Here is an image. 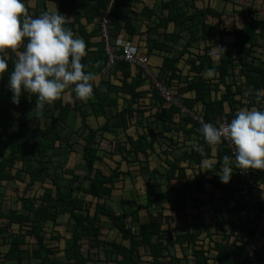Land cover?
Instances as JSON below:
<instances>
[{"label":"trees","instance_id":"trees-1","mask_svg":"<svg viewBox=\"0 0 264 264\" xmlns=\"http://www.w3.org/2000/svg\"><path fill=\"white\" fill-rule=\"evenodd\" d=\"M133 1L138 0H59L57 11L66 15V26L71 28L74 34H80L86 41L87 54L82 62L87 65L86 71L95 74L94 95L86 104H78L76 101L72 103L66 98L71 87L65 89L61 97L51 103L44 112V115L50 118V124L47 128L40 126L37 128L43 135L41 140H32L33 128L28 127L17 113L10 112V100L13 97L10 88L7 87L4 89L5 92H0V119H3L0 121V146L4 150H9L7 155L5 152H0V186L3 181L23 180V177L28 175L30 181L26 186L32 187L44 172L53 170L50 178L51 186L46 187L40 196H26L22 193L18 195V200L21 201L20 209L0 211V234H2L0 264H99L97 257L101 249H105L109 257L104 264H174V257L172 255L170 259L167 257L170 255L169 248L177 244L185 247V258L190 260L191 255L194 264H253L249 249L264 212L263 203L259 200L261 196L259 194L256 196L253 192L259 189L260 185L264 186V169H248L246 173L247 189L251 199L241 196L244 181L238 177L235 163H233L237 176L235 185L230 186L222 181L214 183V176L211 173L213 168L206 170L201 168L202 158L205 156L201 149L204 144H209L200 131L201 124L191 114H183L177 104L166 102L155 84L149 83V87L141 88L147 85L152 77L139 65L121 60L108 68L102 27L97 20L100 18V21L104 12L110 8L108 27L111 37L118 38L120 31L125 29L130 37L135 38L137 26L134 14L144 17L148 24L147 32L152 33L154 39H150L151 44L146 45L147 49L136 41L132 42L137 45L140 53L151 54L154 50L167 52L160 71L156 74L158 79L176 96H180L185 106L202 115L206 121L217 125L222 115H226L230 122L242 108L255 106L264 109L259 102L254 103L250 98L251 95L246 93L244 85L236 84V87H233L234 80L232 84L227 83L228 66L233 65L235 58L227 60L223 57L216 66L213 64L211 52L213 43L218 37L219 45L232 44L233 50L236 51V59H243L242 53L247 59L253 48L258 45L259 36L264 31V16L257 15L256 9L252 7L247 10L240 9V14L244 16L243 25L228 29L223 20L224 14L213 4L214 0H193L192 3L188 0H163L160 12L145 4L139 13L132 10ZM27 2L28 0H25V4ZM190 6L195 9L191 13H189ZM46 10L48 11L46 7L35 12L28 9V14L38 16ZM152 20L154 24L150 25ZM186 21H190L191 24L185 25ZM169 22L180 24L182 30H187L191 34V38L183 44L180 41L184 38L182 33H161L160 29H167ZM89 24L94 26L89 29ZM228 37L231 39H227ZM194 42L198 43L193 47L196 48V53L193 57L187 56L186 52ZM25 43L26 38L16 50L0 51V55H3L9 63L8 71L2 76L5 80H9L8 75L14 67V61L19 52L24 50ZM179 43L183 45L180 49L176 48ZM202 44L204 47L201 49ZM6 52L9 53L8 58L5 56ZM220 55L222 57L224 53L221 51ZM245 64L244 83L254 91L258 88L264 89V60L258 55L253 57L252 63ZM206 67H215L217 75L205 78L202 73ZM221 84L225 85V92L221 91ZM120 97L125 98L127 107L115 112L108 106H117ZM145 99H148V102ZM36 101V94L24 92L16 103L17 108H34ZM199 104L202 105L201 110L197 108ZM147 111L152 114L150 125L145 126L143 118L136 121L148 130L139 133L136 138L128 134L127 141L131 147L121 152L133 155L128 161V166L137 167L140 164L138 168H141L142 173L134 174L136 167L121 169V163L112 167L110 171L102 169L101 164L105 163V157L110 154L109 147L105 144H110L111 141L105 134L118 133L120 129L128 130L131 119ZM76 114L80 117V125L74 129L76 119L72 116ZM89 116L104 117L105 121L94 126ZM116 117H120V120H115ZM16 119L20 121L18 130L13 129V122ZM73 134H77L76 140ZM114 135L118 136V134ZM79 137L83 142L79 141ZM164 143L166 145L163 148ZM194 143L198 145V150L193 147L188 151L183 146ZM63 144L65 150H62ZM157 146L159 153L172 157V160L167 159L169 164L166 172L167 189L157 192L148 190L146 201L135 200L136 207L133 206L134 199L122 198V211H116L109 200L114 196L113 192L119 181L125 180L133 173L132 177L136 178L141 174L149 183L148 186L152 185L153 177L150 171L143 170L149 167L146 163L151 153L157 152ZM216 147L218 166L222 165L224 155L234 157V152L224 141ZM120 148L118 141L113 154ZM52 150L64 151V157H58L60 163L46 161V156L50 155ZM71 153L79 154V158L83 160L86 166L84 175L78 173L75 167L67 166ZM185 162L188 166L184 165ZM19 163L21 167L18 166ZM14 168L16 169L13 172ZM58 168L65 176H60L56 172ZM189 168L194 173V179L191 181L187 171ZM153 172L159 173V170L154 169ZM182 179H185L186 183L178 188L177 185ZM86 180H88L87 184H85ZM207 182L214 183L221 192H232L237 199L235 213L238 214L246 209L249 217L239 221L219 217L218 213L223 205L217 209L218 201L211 198L205 200L197 195L205 191ZM155 185L160 186L161 183L156 182ZM186 187L194 196L190 207L200 209L201 205L205 204L209 210L214 209L216 214L212 215L210 223L204 224L203 229L199 231L193 228L184 232H173L174 228L169 220H173L174 214L178 218L184 217L188 214L186 209L189 205L188 200L184 198L173 202L170 194L173 191L181 194L178 193V189H186ZM261 190L264 191V187ZM86 195L93 199L87 201ZM1 196L0 190V201ZM168 202L170 209H166ZM142 209H146L148 215L147 221L144 222H140ZM65 213L69 214L70 236L62 246H52L46 242V225L49 221L58 225L60 215ZM103 217L110 223L109 229L120 234V238L104 236ZM213 228L223 233V239H215ZM204 232L206 237L214 242L210 247L205 246V241L200 243L201 237L205 236L202 235ZM240 233L249 236V240L242 239ZM27 236L35 240V246L28 251V256L25 255ZM260 236L261 243L254 257L259 263H264V242H262L264 226ZM233 237L235 241H231ZM53 239L62 242L59 232ZM5 244L8 245L7 250L3 247ZM232 246L245 248L242 262L238 260V253L232 250ZM212 249L216 251L215 255L210 254Z\"/></svg>","mask_w":264,"mask_h":264},{"label":"clouds","instance_id":"clouds-1","mask_svg":"<svg viewBox=\"0 0 264 264\" xmlns=\"http://www.w3.org/2000/svg\"><path fill=\"white\" fill-rule=\"evenodd\" d=\"M66 25V15L59 11L32 16L25 0H0V51L16 50L26 38L24 50L8 75L14 102L18 103L24 92L36 94L37 108L43 109L70 87L81 100L94 95L95 74L86 71L82 62L87 54L86 41ZM8 68V60L0 55V77ZM202 75L212 78L217 72L215 67H206ZM255 92L258 102L264 98V89ZM200 131L211 145L227 139L234 147V157L224 155L218 173L223 183L231 180L233 160L239 169H264V109L242 108L227 125L205 122ZM193 147L198 150V145Z\"/></svg>","mask_w":264,"mask_h":264},{"label":"crops","instance_id":"crops-1","mask_svg":"<svg viewBox=\"0 0 264 264\" xmlns=\"http://www.w3.org/2000/svg\"><path fill=\"white\" fill-rule=\"evenodd\" d=\"M162 1L163 0H140V1L138 0V1H133L131 8H132L133 11H136V12L139 13L143 9L144 5L147 4L150 7H154L155 9H157L160 12L161 7H162ZM188 1L190 3H192L193 0H188ZM159 2H161L160 5H159ZM215 2H216V0L213 1V4L214 5H215ZM58 6H59V0H28V2L26 4L27 10L30 9L32 12L33 11L35 12V11H38V10H41V9L43 10V9H45V7L48 9V11H57L58 10ZM194 10L195 9H194L193 6H190L189 7V13H191ZM256 11H257V15H260L259 12H258L259 10L256 9ZM134 17L136 18L135 19V23H136V26H137V28H136L137 29V33L134 36L135 38L130 37L129 36V33L125 29H122L120 31V33L118 34L117 37H124L126 39L131 40V41H136V42L140 43L142 46H144L146 48V45H148V44L150 45L151 44L150 39H154V38H152L153 37L152 36L153 34L152 33L148 34V32H147V30H148L147 29L148 28V24H147V20H145L144 17H138V15H136V14H134ZM240 18H241V23L242 24L241 25H237L238 27H236V28H239V27H241L243 25V22H244L243 18H244V16L241 15ZM99 19L100 18H98V20H97L98 22H100ZM169 23L170 24L168 25V28L167 29L166 28H161L160 29L161 30V33L162 32L163 33H166V32H168V33L169 32H180V33L183 34V37H184L183 39L180 40V41L183 42V44H185L186 41L191 38L190 37L191 34L187 30H182L183 27L180 26V24H176L175 22H169ZM153 24H154V22L152 20L151 23H150V25H153ZM190 24H191L190 21L189 22L186 21V23H185V25H187V26L190 25ZM93 26H94L93 24H89L88 25V28L91 29ZM226 26H227V24H226ZM227 28L228 29H234V28H229L228 26H227ZM77 35L81 37L80 34H77ZM162 38H163V35H162ZM227 39H231V37H228ZM219 40L220 39H218V37H217L216 40L213 43L214 45H213L212 50H211L213 64L216 65V66L219 65L220 64V61H221V59L223 57H226L227 60L228 59H234L235 58V60L232 62L233 65L232 64H229V66H228V73L229 74L227 76V83H231L232 84L233 83L232 81L234 80L235 81V84L233 83V85H232L233 87H236V84H239L241 86L244 85L245 84L244 82L246 80L245 74H244V69H245V66H246L245 63H247V64L248 63H252L253 57L254 56H258V55H260L261 59L264 60V31H262V35L259 36L258 45L253 48V50L250 53V56L247 59H245L246 56L243 53L241 54V57L243 59H236V51L233 50L232 44H226L224 46H221V45H219ZM196 44H198V43L194 42L192 44V47H190L189 48V51L186 52L187 56H189V55H192V57L194 56V54L196 53V48H193V47L196 46ZM182 46L183 45L181 43H179L178 45H176V48L180 49V48H182ZM203 47H204V44H202L201 49ZM220 47H222V48H220ZM191 50H193V51H191ZM221 51L224 53V56H222V57L220 55V52ZM175 52H176V49L174 50V53ZM143 54L147 56L148 62L150 64V67H151L152 71L156 75L160 71V68H161V66L163 64L164 57L168 53L165 52V51L154 50L151 54H149L148 52H144ZM5 56L8 58L9 57V53L6 52L5 53ZM234 65H235V67H234ZM133 68H135V67H133ZM186 72H187V74L189 73L188 70ZM149 83H151V84L153 83L154 84L153 78L150 79V81L147 83V85H145V86H143L141 88H147V87H149L150 86ZM7 87H8V80H5L3 77H0V92L1 91L2 92H5L4 89L7 88ZM220 88H221V91L222 92H225L226 88H225V85L224 84H221L220 85ZM112 95L114 96L116 94H112ZM127 97L130 98V95L127 94ZM177 97L180 98V96H177ZM66 98H67V100H70V102L72 101V103H73V101H76V102H78V104H80V103L86 104L88 102V100H89V99L87 101L81 100L80 98H78L76 96L75 92L72 89H70V92L67 93V97ZM145 100L148 102V99H145ZM38 103H39V101L37 99V101H36V107H34V108H27V107H22V108L19 107V108H17L18 105L16 104V102H14L12 99L10 100V104H11L10 105V112L11 113H17V115H19V116L22 117L23 121L26 123V125L28 127L33 128L32 133H31L32 134V140H36V141L41 140L42 139V136H43L42 133L37 128L39 126L41 128H47V127H49L50 118L48 116H45L44 115V112H46L47 108H49V106H51V104L50 105L49 104H45V106H44L43 109H38L37 108V104ZM260 105L264 106L263 104H260ZM125 106L127 107V101L125 100V98L120 97L118 99L117 106H108V107L110 109H114L115 112H116L118 110H122L123 107H125ZM136 106H137V104H136ZM197 108L199 110H201L202 105L199 104L197 106ZM222 116H225L227 118L226 115H222ZM72 117H74L76 119L75 125L78 124V127H79V125H80V117L77 116V114L76 115H73ZM89 118L94 123V126H98V125L102 124L105 121V118L104 117H97L96 118L95 116H89ZM139 118H143L144 121H145L144 125L147 126V125H150L151 124L152 114L149 111H147L144 114H139L138 116L137 115L134 116L131 119V126L126 131L120 129L118 131V133L109 132V133H106L105 134L106 138L107 139L108 138L110 139L111 142H109L110 143L109 145L113 146L112 147L113 149L116 146V144H117L118 141H119V146L121 147L119 150H117L113 154V155L119 156V159H113L111 157V160H113L114 162H116V164L112 165V167H116L120 163H121L120 164L121 169H124V170H127V168H130V167H132V168L133 167H136V166H128V164H129L128 161H130L132 159V156L133 155L125 154V152H124V154H125L124 155L121 152L123 151V149L124 150H127L128 147H131V144L127 141V135L128 134L129 135H133L136 138L139 133H143L146 130H148L146 127H142L141 124L139 122H137ZM115 120H120V117H116ZM0 121H3V119L2 120L0 119ZM19 123H20V121L18 119H16L13 122V129L14 130H18ZM114 134H118V136L116 137V135H114ZM117 138H119V139H117ZM81 142H83V139H81ZM194 144H196V143H194ZM181 145H183V144H181ZM183 146H184V148L188 149V151H191L192 148H193V144L190 145V146L184 144ZM216 148H217L216 145L214 146V145H211V144H204L202 146V149H201L203 151L204 155H205L202 158V164L203 165L201 166V168H202V170H206V169H208L210 167L213 168L211 170V173L214 176V178H213V180L215 181L214 183L221 181L220 180V177L218 175V173H219V171L221 169V165L218 166V156L216 154L217 153ZM108 150L111 152V147L110 146H109ZM0 152H5V154L7 155L9 153V150L8 149L4 150L3 147L0 146ZM152 153H155V152H152ZM123 155H124V157H123ZM109 156H110V154H109ZM167 159L172 160V157L171 156H166L165 157V162L167 164L161 165L160 168L158 166H156L157 163H155L154 164V167L152 168L151 166H152V163L153 162H151L150 156H149L148 163H146V164L149 165V167H145L144 170H143L144 172L150 171V175L153 177L151 183L153 182V185L156 187V190H154V192L162 191V190H166L167 189V186H168L167 185V181L168 180L166 178V172H167L168 165H169L168 162H167ZM111 160H109V161H111ZM144 160H145V158H144ZM104 162L107 163L106 160H104ZM20 164L21 163H19L18 166L21 167ZM187 164H188L187 162L184 163V165H187ZM196 164L198 165V163H196ZM139 165L140 164H138V166L136 167L137 170L134 171V174L136 172L137 173H142L141 170H140L141 168H138V167H140ZM15 169L16 168L13 169V172L15 171ZM154 169H158L159 170V173H154L153 172ZM187 171H189V175L192 173V175L189 176L190 177L189 180L190 181L193 180L194 179V173H193V171H190V168ZM132 175H133V173L130 174V176H127L125 180L119 181L117 183V188L113 192V195H116V193L119 192L116 196L120 198L119 199V203H120L121 206H122V204H121V199L122 198H131V199H134L133 205H135L136 201H139L138 199H136L137 198L136 196H128L126 194H122L123 189H124L122 187H123L124 183L126 181L127 182H130L131 180L134 182L135 177H132ZM142 177L146 181V178L143 175H142ZM25 178H28V181H26V184H27V182L30 181V177L28 175H25L23 177V180L24 181H25ZM23 180L17 179V180H13V181H23ZM13 181H10V182L3 181V183H5V184L8 183L9 184V183H11ZM37 181H39V180H37ZM156 182L161 183V185L160 186H156L155 185ZM180 183L177 185L178 188L181 187L183 184H185L186 183V180L185 179H182V181H180ZM214 183L207 182L206 183L205 191L204 192H200L198 194L203 193L204 195H209V196L211 195L210 198L212 199V193H214L213 190H219L218 188H216V186L214 185ZM236 183H237L236 180H235L234 183H232V181L230 180L227 184H229L230 186H233ZM145 184L147 185L148 188H151V186H152V185L151 186H148L149 183H147V182ZM50 186H51V184H50ZM28 188H30V187H28ZM211 191H212V193H211ZM147 192H146V196H147ZM179 192H181V194H177V193H175V191H173L170 194L171 200L174 202L175 200H178V199L181 200V199L184 198V199H187L188 200V205H189L188 207L192 206L193 202H192L191 199L194 196L190 193L189 189L187 187H186V189L185 188L178 189V193ZM227 193H231L232 194V192H228V191L227 192H221L220 190L218 191V195L217 196L214 193V196L213 197H215V200L218 201V203L216 204V206H217L216 208L217 209H220L221 206L223 205L222 210H220L219 213H218V216L219 217H221V215L225 213V211H224L225 209H227V208L230 209L229 204L225 202V201H228L229 202L228 197H227L228 195H226ZM134 194H136V193H134ZM37 196H40V194L37 195ZM205 200H207V198ZM212 200H214V199H212ZM144 201H146V197H145V200ZM116 202L117 201L115 199L113 201H111V199L109 200V203L110 204L112 203L111 205L113 207H114L113 203H116ZM221 202H225V203H221ZM199 203H201V202H199ZM219 205H220V208H218ZM235 205L233 207V215L236 214L235 213V210H234L236 208ZM122 208H123V206H122ZM122 208H121L120 211H122ZM190 208H191L190 211H192L194 209V207H190ZM144 210H146V209H144ZM120 211H118V212H120ZM190 211H188V212H190ZM241 212L238 213V214H240V216L238 217V219H235V220H237V221H239L240 219L246 220V218L249 217V213H248V211L246 209H245V215H242ZM192 214H194V213H191V215ZM215 214H213V215H215ZM146 216H147V210H146ZM214 231H215V229H214ZM214 231H212V232H214ZM242 234H244V233H242ZM244 237L245 236L242 235V238H244ZM232 247L236 248V250H234V251H237V248H238L237 246H232ZM241 250L242 251H239L240 254L237 255L238 260H240V262H242V260H243V258L245 256L244 255L245 248H243Z\"/></svg>","mask_w":264,"mask_h":264},{"label":"rangeland","instance_id":"rangeland-1","mask_svg":"<svg viewBox=\"0 0 264 264\" xmlns=\"http://www.w3.org/2000/svg\"><path fill=\"white\" fill-rule=\"evenodd\" d=\"M161 4V2H159V5ZM216 7L223 12L224 16H223V20L225 21V23L227 24V26L229 28H236L238 27L237 25H241V14H240V9H245L247 10L248 8L252 7L253 9H258L259 14L261 16H264V2H261V0H216L215 2ZM244 87L246 89V93L251 95V99L254 100V103H257L258 101L256 100V93L254 91V89H252V87L247 86L246 84H244ZM259 104H263L264 105V98H262L259 101ZM257 105V104H255ZM255 107V106H254ZM264 107V106H262ZM78 127V124L75 125L76 129ZM66 128V127H65ZM67 129V128H66ZM69 129V128H68ZM53 137V136H52ZM177 137V134H176ZM73 138L74 140H76L77 138V134H73ZM79 141L81 140V138H78ZM180 140V137H179ZM165 143L163 144V148L165 147ZM106 147H111V152H110V156L105 157L104 160L107 161V163H102L101 167L102 169H104L105 171H110V169L112 168V165L116 164V162H114L113 160H111V157L113 159H119V156L117 155H113V146L109 145L108 143L105 144ZM65 144H63L62 150H65ZM60 151V150H59ZM54 152L53 150L51 151L50 155L46 156V161H55L56 163H60L61 160H59V156L64 157L63 153L64 151H60V152ZM57 153V155H56ZM142 158H144L143 155H141ZM79 154L77 153H71L70 154V159L68 160L67 166L68 167H75L77 169V172L84 175L85 173V169L86 166L84 165V162L82 159L79 158ZM165 155L162 153H159L158 150V146H157V152L155 153H151L150 155V160L152 163V168L154 167V164L157 163L156 166H158L159 168L161 167V165H165L167 164L165 162ZM111 160V161H109ZM233 163H235V161L233 160ZM51 165V164H50ZM235 166V165H234ZM52 169H50L47 172H44V174L42 175L41 179H39V181H36L33 187L28 188L26 186V181H28V178H25V181H13L7 185H5V183L2 182L1 186H0V190L2 192V196H1V201H0V211H9V209L13 208V209H20L21 208V201L18 200V195L24 193V195L26 196H32V195H39L42 192L45 191L46 187L50 186V182H51V173H52ZM238 171V168H237ZM60 176H65V174L63 173V171L58 168V171H56ZM135 174H138L137 172ZM192 175V173L190 174ZM239 177V174H238ZM235 180H237V176H236V171L234 170L231 176V181L232 183L235 182ZM87 184L88 180L85 181ZM146 181L143 179L142 175L137 176L134 180V182L131 180L130 182H125L123 187V192L122 194H126L128 196H136L139 201H144L145 197H146V192L148 190H156V187L153 185L152 182V186L151 188H148L147 185L145 184ZM162 187V186H161ZM263 185L259 186V189H255L253 194H255L256 196L259 194L261 197H264V191H262L261 189H263ZM218 191L219 190H213V192L216 194V196L218 195ZM119 192L116 193V195ZM136 193V194H134ZM212 193V191H211ZM241 193V192H240ZM239 193V196H240ZM116 195H114L111 198V201H113L114 199L117 201L116 203H113L114 208L117 211H120L122 206L119 203V197H117ZM198 197L202 198V199H206L207 200L211 197V195H204L203 193L201 194H197ZM226 195H228V201H225L226 203L229 204L230 209H225V213L221 215V218H233V219H238V217L240 216V214H235L233 216H231L230 214H233V207L234 205L237 203V199L234 197L233 194L231 193H227ZM238 196V197H239ZM242 196V195H241ZM38 197V196H37ZM243 197V196H242ZM85 198L87 199H93L92 197H90L89 195H86ZM244 198V197H243ZM212 199L215 200V197H212ZM253 201V200H252ZM225 202H221V203H225ZM192 203V202H191ZM202 203V202H201ZM200 203V204H201ZM112 204V203H111ZM137 203H135V205H133L134 207H136ZM169 202L166 203V209H170L169 206ZM220 208V205L219 207ZM152 210L154 212H157V210L155 208H152ZM191 208L187 207L186 211H190ZM142 215H141V219L140 222H144L147 221L148 219V215L146 216V210L142 209L141 210ZM166 212V211H165ZM168 214V212H166ZM188 214H186L184 217L182 218H178L176 216V214L173 215V220H169L170 224L172 226L173 232L176 231H186V230H193V228L197 231L203 229L204 224L210 223V218L212 219V215L215 214L214 210H209L208 208H206L205 204L201 205L200 209L194 208L192 211L187 212ZM191 213H196V214H192ZM242 215H245V210H243L241 212ZM59 224L55 225L52 221H49L48 224L46 225V242L52 246H57L60 245L62 246L63 243H65V240L68 236H70V222H69V214L65 213L60 215L59 220H58ZM102 224L104 225L103 228V234L105 237H112V238H120V234H118L115 230L109 229L110 223L107 221V219L105 217L102 218ZM138 225V223H136V226ZM227 228L229 226V224H226ZM215 228H213L214 231ZM17 230V229H14ZM59 232V234L61 235L62 238V242L53 239L54 236L56 235V233ZM214 237L215 239H223V233L221 231H214ZM2 235V234H0ZM202 235H205L204 238L203 236L201 237L200 243H202L203 241H205V246L206 247H210L211 245H213V241H211L208 237H206V233L204 232ZM240 237L242 238V235L245 236L242 239H246L247 241L249 240V236L244 235L242 233L239 234ZM2 237V236H1ZM27 243L25 244V255L28 256L29 252L32 248V246H35V240L34 238L27 236ZM254 239V238H253ZM0 240L2 241V239L0 238ZM231 241H235V237H233L231 239ZM264 242V240L262 241ZM261 243V236L259 239L258 244ZM243 244V243H241ZM245 246V244H243ZM5 250H7L8 245H4L3 246ZM185 247H182L180 245H176L175 247H170L169 251H170V255L169 257H167L168 259H170V256L172 255L174 257L173 262L174 264H194V261L191 259V255H190V260H187L185 258ZM233 250H236V248L232 247ZM239 251H242L241 249L239 250L237 248V253L240 254ZM211 255H215L216 251L215 250H211L210 252ZM61 255V253H60ZM238 258V257H237ZM109 259L108 254L106 252V250H102L99 251V255L97 257V261L99 264H104L106 262V260Z\"/></svg>","mask_w":264,"mask_h":264},{"label":"built area","instance_id":"built-area-1","mask_svg":"<svg viewBox=\"0 0 264 264\" xmlns=\"http://www.w3.org/2000/svg\"><path fill=\"white\" fill-rule=\"evenodd\" d=\"M109 17H110V8H108L104 12V15L101 17V20H100V24L102 27V36L104 37V47H105V52L107 55V67L109 68L112 65H114L116 62L121 61V60H124L132 64L139 65L141 68L144 69V71L147 74L151 75L155 86L159 89L161 95L164 97L166 102H169V103L173 102L177 104L178 106H180L183 114L185 115L191 114V116L199 124H201V126L203 123L208 122L204 119L202 115L198 114L197 112H194L193 110L185 106L180 100V98L177 97L170 88L165 86L162 83V81L158 79L157 75H155V73L152 71L150 67L147 56L139 52L137 45H135L131 40L126 39L124 37H118L115 39L111 37V32L108 27L109 20H110ZM227 123H230V122L227 120L225 116H222L220 119H218L217 126L219 127L221 124L227 125ZM222 141H224L228 145V147H230L232 151L234 152L233 145L227 139H222ZM247 171L248 169L238 168L239 177L243 179L244 181L242 185L243 190H241V195L246 199H251V197L249 196V192L247 189V183H246ZM259 200L263 203V206H264V197H260ZM263 226H264V212L261 215L259 229L249 249L250 260L253 262V264H264V263H259L254 257L255 252L259 246L258 242L260 239L261 232L263 230Z\"/></svg>","mask_w":264,"mask_h":264}]
</instances>
